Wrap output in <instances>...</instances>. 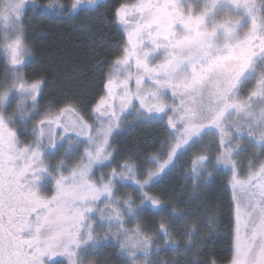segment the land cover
I'll use <instances>...</instances> for the list:
<instances>
[{
  "label": "snow or ice",
  "instance_id": "obj_1",
  "mask_svg": "<svg viewBox=\"0 0 264 264\" xmlns=\"http://www.w3.org/2000/svg\"><path fill=\"white\" fill-rule=\"evenodd\" d=\"M100 6L0 0V264H101L93 257L107 244L122 264H216L196 258L217 219L196 200L217 172L231 174L235 202L227 264H264V0H118L96 17L127 37L106 94L41 105L47 79L25 71L32 22ZM128 116L163 121L168 134L152 151H121L113 137ZM175 168L191 182L187 200L152 191Z\"/></svg>",
  "mask_w": 264,
  "mask_h": 264
},
{
  "label": "trees",
  "instance_id": "obj_2",
  "mask_svg": "<svg viewBox=\"0 0 264 264\" xmlns=\"http://www.w3.org/2000/svg\"><path fill=\"white\" fill-rule=\"evenodd\" d=\"M131 1L128 0L129 3H132ZM60 2L67 6L72 4V0ZM37 3L45 5L48 0H37ZM117 3L118 0L100 2L101 8H96L97 13L93 11L85 15V12H82L80 15L69 16L68 12H64L62 16L59 14L38 16L32 22L27 43L32 46L33 51L25 71L32 78L47 79L41 105L51 99H61L65 96L86 103L102 95L110 64L120 55V49L126 39L125 34L112 19L100 23L96 17L101 13L111 17ZM31 15L29 13V17ZM2 75L3 64L0 62V76ZM149 127L146 128L139 123L133 124L129 135L120 132L115 136L114 145L121 151L132 149L134 146L147 148L149 151L158 148L162 128L158 125ZM179 180L171 176L170 179H164L157 184L152 191L164 199L187 200L188 196L182 194L180 189L182 184ZM217 190L219 193L214 198L211 196L213 213L217 217L216 225L213 227L207 250L196 258L199 260L213 258L216 264H227L231 257L230 246L233 240L234 203L222 186H217L213 192ZM151 219L150 214H145L146 221ZM206 232L207 228L203 233ZM102 248L105 251L96 253L101 264H122L123 258L118 256V248L110 246ZM191 256L190 252L189 257ZM61 261L57 260L52 264H61Z\"/></svg>",
  "mask_w": 264,
  "mask_h": 264
},
{
  "label": "rangeland",
  "instance_id": "obj_3",
  "mask_svg": "<svg viewBox=\"0 0 264 264\" xmlns=\"http://www.w3.org/2000/svg\"><path fill=\"white\" fill-rule=\"evenodd\" d=\"M102 1H107V0H98V3L102 2ZM131 2L133 3V2H135V0H132ZM100 8H101V6L99 7V9ZM95 12L97 13L98 10H95ZM0 27L2 28V25H0ZM125 39H127L126 34H125ZM27 60H29V57L27 58ZM105 92H106V90H105ZM100 96L101 95H99L96 98L98 99ZM96 98L93 100H90L89 102H86V103L82 102V104L86 105V106H91L92 104H94L96 102V100H97ZM136 123H139V125H144L146 128H148L149 126L153 127L154 125L160 126L162 128V131H163V133H161V138H160L161 141H163L168 134V132L166 131V128L164 126L163 121H158L157 119H152V120L136 119V118H134V116H128L126 118V122L119 129L116 130L113 139H115V136L117 134H119L120 132L121 133L125 132L126 135H129V133H130L129 130L131 128H133V124H136ZM161 141H159V146H160ZM205 142H208V138H206ZM82 148H83V146L81 145V150H82ZM252 152H253V149L249 148L247 153L241 154V158L243 160V166L245 168L247 167L248 160L252 158ZM60 158H61L60 154H57L55 156H49L46 159L48 160V162L55 164L56 161ZM186 160H187V154L185 156L181 157L180 163H183ZM260 160H264V156H259V159H257L255 162L257 164H259ZM230 175H231L230 173L225 174L224 172H217L211 179H209L206 183L201 185V188H200L199 193H198V199L196 200V204L202 206L201 211L205 214V216L211 215L214 212L212 209V207L214 208V206H212V197L214 198V196L217 193H219L218 190L216 192H213L217 186L218 187L222 186V188L225 190V192H227L228 195L231 197V189L229 186H226V184H225L226 179L228 177H230ZM171 176L180 179L179 180L180 184H182L180 186L182 194L187 195L189 197L191 195V188H190L191 182L189 181L187 184H185L184 177L181 175V170L179 168L173 169L172 172L169 174V176L165 177L164 179H170ZM41 184L43 186L44 191L48 192L50 194V190H51L52 185L47 180L41 181ZM186 185H188V186H186ZM121 191L122 192L123 191H129V189L124 188V189H121ZM210 197H211V200H210ZM233 203H234V209H235L234 200H233ZM156 219H159V217H156ZM146 222H148V221H146ZM134 224H135V221H132L127 226L131 228L134 226ZM200 228H201V234H202L203 232H205V230L207 228V224L204 221H202L200 224ZM98 231H99V229H98ZM177 238L179 239V237H177ZM183 242L184 241L181 240V245L183 244ZM108 246L114 248V246L112 244H107L103 247H108ZM106 250H109V249H106ZM99 251H105V250H104V248L101 247L97 252H99ZM169 255H171V254H169ZM93 258L97 259L96 254L94 255ZM57 260H64V258L59 257V256L55 257L49 262V264H52Z\"/></svg>",
  "mask_w": 264,
  "mask_h": 264
},
{
  "label": "flooded vegetation",
  "instance_id": "obj_4",
  "mask_svg": "<svg viewBox=\"0 0 264 264\" xmlns=\"http://www.w3.org/2000/svg\"><path fill=\"white\" fill-rule=\"evenodd\" d=\"M73 2H74V0H72V3H73ZM95 10H96V9H95ZM82 12H85V15H88V14L93 13V11H87V10H86V11H80V12H79V15L82 14ZM73 15H76V14L73 13ZM116 24H117V23H116ZM117 26H119L120 29L122 30V32H123L124 34H126V33L123 31L122 26H120V25H118V24H117ZM124 36H125V35H124ZM30 58H31V56H30ZM27 61H28V60H27ZM31 78H32V77H31ZM105 90H106L105 87H103V93H102L101 96H103V95L106 94Z\"/></svg>",
  "mask_w": 264,
  "mask_h": 264
}]
</instances>
